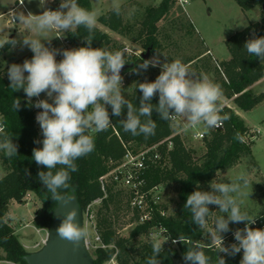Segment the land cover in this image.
I'll use <instances>...</instances> for the list:
<instances>
[{
	"label": "clouds",
	"instance_id": "obj_1",
	"mask_svg": "<svg viewBox=\"0 0 264 264\" xmlns=\"http://www.w3.org/2000/svg\"><path fill=\"white\" fill-rule=\"evenodd\" d=\"M40 3L43 7L45 0H40ZM113 8L119 13L118 5L114 4ZM12 18L25 25L29 34H21L20 40L8 38V44L15 47L20 43L22 47H28L33 56L22 64L13 63L8 67L9 87L14 91L22 89L30 104L32 98L39 97L41 93H46L52 99L51 103L47 99H38L33 105L42 109L37 113L36 121L42 130L43 147L33 149L32 159L38 166L47 169L46 172L39 171L38 178L51 193V199L58 204L72 198L62 195L61 190L72 187L69 183L70 173L78 170L75 161L94 150L91 133L104 131L112 124L107 106L111 107V114L116 117L127 109L126 118L120 122L124 131L133 136L148 137L154 134L156 124L152 119L153 111L163 120L174 124L183 122L186 127L204 125L209 129L218 128L229 119L227 114L221 115L220 88L206 76L198 78L180 60L161 64L159 57L154 56L138 64L137 70H147L150 65L161 68L154 81L137 83L142 92L138 109L123 95L121 70L126 64L123 52L93 48L92 39L86 37V47L62 50L63 59L58 62L56 55L60 50L46 46L42 40L50 44L52 38L63 36L51 33L72 32L80 26L91 33L97 23L96 13L80 7L77 0H61L58 9L45 8L40 14L29 12L25 15L22 11L13 10ZM244 49L250 56L264 62V36L248 39ZM157 93L159 101L153 104L151 101ZM19 107L20 100L17 98L16 110ZM142 117L147 119L142 122ZM0 150L8 156L18 154V146L8 137L0 141ZM237 179L244 180L243 187L249 183L243 174ZM209 183L211 191L199 188L193 191L187 196L184 208L190 210L192 222L201 230L206 228L208 219L213 218L212 227L207 231L211 244L191 242V247L184 253V261L210 264L204 248L215 246L217 264H226L218 253L235 256L241 250L243 256L240 264H264V229L252 228L255 220L250 221L247 213L241 210V186L215 180ZM209 205L218 206L219 213H226L227 218L214 215ZM76 217V209H70L56 232L61 239L78 245L81 240L87 239L88 230L77 222ZM230 222H245V227L233 233L237 243L226 247L221 234L230 230ZM168 239L152 241L153 255L147 259V264H160L157 257ZM172 243H185V238L180 236Z\"/></svg>",
	"mask_w": 264,
	"mask_h": 264
},
{
	"label": "trees",
	"instance_id": "obj_2",
	"mask_svg": "<svg viewBox=\"0 0 264 264\" xmlns=\"http://www.w3.org/2000/svg\"><path fill=\"white\" fill-rule=\"evenodd\" d=\"M177 1L162 0L158 6L147 7L138 30L134 28L135 24L125 20L123 10L119 7V13L113 8L99 16V24L91 33L85 27L80 26L72 32H67L64 37L70 43L71 49L86 47L87 41L84 38L90 37L93 48L116 52L124 48V45L112 37L111 33H117L131 41L141 40L144 48L151 47V53H154L161 47L158 23L171 11ZM236 1L244 11L260 7L264 12V0ZM77 3L89 11L92 8L91 0H77ZM261 36H264V14L260 20L251 22L243 30L227 39L231 58L222 60L220 66H223L224 70L217 71V86L221 90V95L233 99L237 110L250 111L264 100V92L254 94L250 89V86L264 75V64L259 58L250 56L244 49V44L248 39ZM9 47L8 43L3 45V48H0V55ZM32 56L33 53H29L14 63L22 64L25 59H31ZM124 60L126 64H132L124 74L134 70V81L138 80L143 70H137L138 64L142 63L144 59L138 56L128 61L124 55ZM195 60L198 59L189 58L187 63H193ZM8 67L0 71V112L6 125L5 132L0 135V141L5 137L10 138L18 146V154L8 156L0 150V159L7 171L5 176L0 177V264H5L6 261L27 264L24 256L28 253L16 234L15 226L8 218L10 203L11 201L24 203L27 194L34 193L41 201L42 206L36 211L33 222L36 228L42 229L50 227L52 211L57 202L51 199V193L38 178V172H46L47 169L38 166L32 159L33 149L43 147L34 104L29 103L22 89L14 91L9 87ZM141 96L142 92L135 86L131 94L125 98L138 109ZM17 98L20 100V107L16 110L15 101ZM158 101L157 93L151 103L157 104ZM107 107L112 124L104 131L91 133L95 144L94 150L75 161L78 170L70 173L69 183L72 187L61 190V194L67 196L73 189L78 195L82 211L85 212L95 199L103 196L104 193L98 179L109 171L111 160L116 161L124 156L126 152L124 145L137 152L142 148L164 141L160 145V151H162L163 160L165 158L168 160L163 172L153 175L152 182L177 183L179 186L176 215L162 218L161 221L175 239L183 236L185 243L177 245L167 243L163 246V251L157 259L160 264H175L176 261L183 259L184 253L187 248L191 247L192 241L203 242L204 230L192 222L190 210L184 208L187 196L198 188L207 191L209 182L213 181L218 171L231 168L244 155L251 154L253 143L244 141L249 128L235 109L228 106L223 107L221 115L227 114L229 117L224 121V129L209 130V134L205 138L207 150L204 157L200 160H193V149L185 147L180 135H172L171 121L161 119L155 111L152 114V119L156 124L155 132L153 135L145 137L144 135L133 136L130 132L124 131L120 121L126 118V108L121 116L116 117L111 114V107ZM141 119L143 122L147 118L142 117ZM168 137H171L173 142L172 148L169 150L166 149ZM37 141L41 142L37 143ZM59 167L58 165L57 168ZM102 203L106 211L103 213L101 209L99 212L98 228L102 243L107 247L95 249L94 264H105L114 257L118 264H147V259L153 255L152 241L154 239L148 236L149 229L153 224L136 225L127 235H123L117 230L116 222L121 206L127 204L125 191L121 189L114 191L110 188L108 196L103 199ZM210 240L208 238L205 243L210 244ZM204 252L213 264H217L216 250L205 247ZM218 255L225 259L226 264H240L238 254L231 256L218 253Z\"/></svg>",
	"mask_w": 264,
	"mask_h": 264
},
{
	"label": "rangeland",
	"instance_id": "obj_3",
	"mask_svg": "<svg viewBox=\"0 0 264 264\" xmlns=\"http://www.w3.org/2000/svg\"><path fill=\"white\" fill-rule=\"evenodd\" d=\"M161 1L162 0H91L92 8L90 11L96 13V25H98L99 16L113 9V5L116 4L123 10L125 20L135 24L134 28L138 30L141 27V22L147 7L158 6ZM24 2H27L30 6L31 13L40 14L45 8L55 9L57 5L59 6L61 0H45L43 7L41 6L40 0H24ZM16 5L17 0H0V42H3L6 38L7 40L8 38L20 40L21 34H29L26 31L25 25L18 22H11L10 15L5 13ZM17 9L23 12L22 8ZM263 14L264 12L260 7H255V10L251 12L244 11L236 0H189V4H186L184 7L177 1L171 8V11L158 23L160 27L158 37L161 41V47L154 53H151L149 59L158 56L161 64L173 60H180L187 65L189 70L195 73L198 78L206 76L209 81L218 85L217 71L222 72L224 70V67L220 66L222 64V59L230 56L227 39L238 31L243 30L251 22H255L258 19L260 20ZM25 15L27 14L25 13ZM104 29L107 30V28ZM66 33L67 32L60 33L63 35V39ZM111 34L112 37L124 45L121 52L124 53L128 61L140 56L147 50L144 48L141 40L131 41L117 33ZM50 35H58V33H51ZM42 43L52 49L60 50V52H62L61 50L68 49L59 37L52 38L50 44L47 40H42ZM52 43L54 44L53 46ZM24 48L28 47H22L21 44L18 43L15 47L12 46L11 49L6 50V52L4 51L0 55V71L12 60L13 55L18 51L17 49L21 51L24 50ZM69 49L71 48L69 47ZM60 52L56 55V60L58 62L63 59V56H59ZM189 58L198 60H195L193 63H187ZM208 58L209 60H207ZM216 68L217 70H215ZM160 71L161 68L159 66L152 67L150 65L147 70H142L139 79L136 81H134V70L123 74V95L128 97L132 89L137 86V83L154 81L160 74ZM254 84L255 86L251 91L254 94L263 93L264 75ZM222 97L224 96H220L219 104L228 103L232 105L237 111V114L240 117L242 115L241 118L245 120L246 126L249 128L248 131L253 129L259 130L257 138L252 140L251 154L244 155L239 162L231 168L218 171L213 179L218 183H236L241 186L243 195L239 197V200L242 201L240 207L243 212L247 213L251 221L253 218L264 213V100L250 111H241L237 110V106L233 99H228L226 97L222 99ZM171 124L173 125L172 135H180L185 147L193 149V160L202 159L207 150L206 140H195L194 134L197 131L207 133L206 127L204 125H198L196 128L186 127L183 122L178 124L172 122ZM41 136L43 140L42 133ZM6 173L7 171L0 159V177L5 176ZM242 174L245 175L249 181L246 187H243L244 180L237 179V177ZM178 187L177 183H165L163 202L168 213L172 216L176 215L178 211ZM207 191H211L210 185ZM231 195L236 194L232 193ZM102 204V202L94 204L89 213L88 211H82L84 226L88 230V248L92 256L97 247H102L101 241L97 239L99 234V212L101 209L103 213L106 211ZM41 206V201L32 192L27 194L24 203L16 201H11L10 203L8 218L13 226H15L16 234L27 253L39 251L43 246L38 245V243L49 233L50 227L39 229L35 227L33 222L36 211L41 208ZM209 208L214 212V215H223L227 218L226 213H219L218 206L209 205ZM131 219L132 214L124 204L118 211L116 222V228L121 234L127 235L133 228L129 225L132 221ZM212 223L213 218L210 217L204 229L203 242H206L208 238L211 239L207 231L211 229ZM243 225H245V222H230V230L226 233H222V237L224 238L230 235L234 230ZM166 244L167 243H164V245ZM5 264L16 263L6 261ZM105 264L118 263L115 259ZM175 264L190 263L182 259L176 261Z\"/></svg>",
	"mask_w": 264,
	"mask_h": 264
},
{
	"label": "built area",
	"instance_id": "obj_4",
	"mask_svg": "<svg viewBox=\"0 0 264 264\" xmlns=\"http://www.w3.org/2000/svg\"><path fill=\"white\" fill-rule=\"evenodd\" d=\"M179 4L184 7L186 4H189V0H178ZM19 5L21 4V0H19ZM15 9H11L9 11V15L11 17V22L16 23L17 21L12 18V11ZM54 10V9H52ZM58 35H61L58 33ZM60 40L63 41L64 45L66 47L71 48L70 43L65 39L59 37ZM38 99H47L49 103L52 102V99L49 98L47 95L41 94L39 97H33L32 103L35 104V102ZM224 99V97H222ZM223 107L228 106L232 107V105L228 103L220 104ZM235 109L234 107H232ZM36 111V115L38 112L42 111V109L34 107ZM172 123V122H171ZM39 132L42 133V130L37 123ZM196 128V127H193ZM6 125L3 119V115L0 112V135L5 132ZM224 129V122L221 127L218 128H207V133L197 131L194 134L195 140H204L208 136L209 130H223ZM178 133V132H177ZM259 135V130H251L248 131L245 134L244 141L247 143L253 142L252 140L256 139ZM171 137H168V145L166 147L167 150L172 148L173 142L170 139ZM164 141H161L159 143H156L152 146H148L145 148H142L141 150L135 152L128 146L124 145L126 147V152L124 156L119 160H111L110 165L111 168L108 172L101 175L98 179V182L100 184L101 190L103 191V196L95 199L86 209V211H90L92 206L94 204H98L103 202V199L106 198L109 194V189L112 188L114 191L117 190H124L126 195V201H127V208L132 214V221L130 222V226L134 227L136 225H143L146 223L153 224L152 227L149 229L148 236L151 239H166L169 238L165 243L177 245L178 243L173 244V240L175 239L168 228L165 226V224L161 221L162 218H168L171 217L164 206L163 202V194H164V188L165 183L164 182H152L153 175H157L158 172H163L164 167L167 163V158L163 160L162 151H160V145ZM163 160V162H161ZM160 167V169H159ZM255 220V223L251 225L252 228H261L264 229V213L253 218ZM245 225L242 227H239L237 229H243ZM236 229V230H237ZM234 230L230 235H227L223 238L224 245L226 247L230 246L233 243H237V241L234 238L233 233L236 231ZM97 239L101 241L102 240L98 234ZM49 240V233L45 238L42 239L41 242L38 243V245L45 246ZM87 240V239H86ZM187 242H190L187 240ZM193 242V241H192ZM206 244L205 242H202ZM211 244V242H210ZM88 246V241H87ZM103 248H106L107 246L105 244H101ZM208 248L216 250L215 246H210ZM225 254V253H221ZM240 256V260L243 256V250H241L240 253H238ZM115 257L111 260L114 261Z\"/></svg>",
	"mask_w": 264,
	"mask_h": 264
},
{
	"label": "water",
	"instance_id": "obj_5",
	"mask_svg": "<svg viewBox=\"0 0 264 264\" xmlns=\"http://www.w3.org/2000/svg\"><path fill=\"white\" fill-rule=\"evenodd\" d=\"M150 55L151 47L140 56L144 60H147ZM131 66L132 64H125L121 70V76ZM67 196H71L72 198L67 202L62 201L59 204L57 202L53 208L52 223L49 228V240L47 244L39 251L25 255L24 260L27 264H94V257L89 251L87 240H81L77 245L61 239L56 232L61 220L70 209H76V220L81 226L84 225L82 209L77 193L72 189ZM210 264L213 263L210 261Z\"/></svg>",
	"mask_w": 264,
	"mask_h": 264
},
{
	"label": "crops",
	"instance_id": "obj_6",
	"mask_svg": "<svg viewBox=\"0 0 264 264\" xmlns=\"http://www.w3.org/2000/svg\"><path fill=\"white\" fill-rule=\"evenodd\" d=\"M17 8H22V10H23V13L25 14H28L29 12H30V6L28 5V3L27 2H24V0H23V5H19V0H17V5L16 6H14V7H12L11 9H15L16 11H18V9ZM59 8V6L57 5L56 7H55V9L54 10H56V9H58ZM10 9V10H11ZM9 10V11H10ZM252 10H255V8H253V9H251V11ZM9 11H7V12H5V13H9ZM250 10H249V12H251ZM248 12V11H247ZM259 20V19H258ZM257 20V21H258ZM10 21H11V19H10ZM17 23V22H16ZM248 26V25H247ZM10 39H12V38H10ZM6 43H8V40H7V38L6 39H4L3 40V42H0V46H3V45H5ZM54 44L52 43V46H53ZM12 48V46L11 47H9V49H11ZM8 49V50H9ZM18 51H16L17 53L16 54H14L13 55V58H12V60L8 63V65L6 66V67H4V69L5 68H7L9 65H11L12 63H14V62H16V61H19V60H21L23 57H25L26 55H28L29 53H32L31 52V50L29 49V48H24V50H19V49H17ZM62 51V50H61ZM6 52V51H5ZM62 52H60L59 54V56L60 57H62V54H61ZM58 56V57H59ZM63 58V57H62ZM230 58H231V54H230V56L228 57V58H224V59H222V60H230ZM263 63V62H262ZM264 64V63H263ZM3 69V70H4ZM256 83V82H255ZM255 86V84H253V85H251L250 86V89L252 90L253 89V87ZM41 94H43V95H46V93H41ZM255 94H258V93H255ZM241 117H242V115H241ZM245 121V120H244Z\"/></svg>",
	"mask_w": 264,
	"mask_h": 264
}]
</instances>
